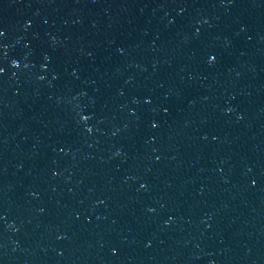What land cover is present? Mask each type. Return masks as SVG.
Returning a JSON list of instances; mask_svg holds the SVG:
<instances>
[{
  "label": "water",
  "instance_id": "obj_1",
  "mask_svg": "<svg viewBox=\"0 0 264 264\" xmlns=\"http://www.w3.org/2000/svg\"><path fill=\"white\" fill-rule=\"evenodd\" d=\"M0 264H264V0H0Z\"/></svg>",
  "mask_w": 264,
  "mask_h": 264
}]
</instances>
